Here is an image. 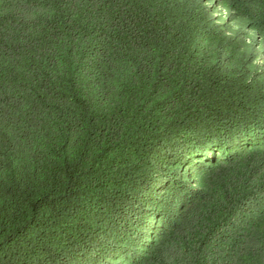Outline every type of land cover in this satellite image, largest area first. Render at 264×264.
I'll return each instance as SVG.
<instances>
[{
    "label": "trees",
    "instance_id": "1",
    "mask_svg": "<svg viewBox=\"0 0 264 264\" xmlns=\"http://www.w3.org/2000/svg\"><path fill=\"white\" fill-rule=\"evenodd\" d=\"M218 6L264 41V0H0V264H264V68Z\"/></svg>",
    "mask_w": 264,
    "mask_h": 264
},
{
    "label": "rangeland",
    "instance_id": "2",
    "mask_svg": "<svg viewBox=\"0 0 264 264\" xmlns=\"http://www.w3.org/2000/svg\"><path fill=\"white\" fill-rule=\"evenodd\" d=\"M215 17L219 22H222L226 25L227 32L230 35H235L239 30H243L246 34L242 35V42L244 41V45L242 46L245 51H248L251 46H253L258 51H260L259 56L256 57L255 61L258 65H260L262 68H264V41L263 37L259 35L257 32L251 29H246L244 25V20L242 18H235L231 19L228 16V12L226 9H224L221 6L217 7V10L215 11ZM250 36V37H248ZM245 39V40H244ZM255 40V41H254Z\"/></svg>",
    "mask_w": 264,
    "mask_h": 264
}]
</instances>
